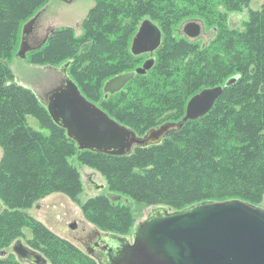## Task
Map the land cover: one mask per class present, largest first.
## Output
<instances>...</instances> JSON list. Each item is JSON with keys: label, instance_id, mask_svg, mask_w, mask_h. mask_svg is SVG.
<instances>
[{"label": "trees", "instance_id": "1", "mask_svg": "<svg viewBox=\"0 0 264 264\" xmlns=\"http://www.w3.org/2000/svg\"><path fill=\"white\" fill-rule=\"evenodd\" d=\"M49 1L0 0V57L10 52L23 24ZM251 1L93 0L79 35L72 27L55 28L43 46L28 53L37 65L71 60L68 74L81 94L98 99L106 80L142 64V56H133L129 47L139 23L149 18L162 32L153 67L120 92L106 99L103 93L99 106L139 136L161 123L179 121L188 100L200 90L224 88L206 115L186 121L160 144L136 148L128 156L78 151L34 92L17 84L11 70L0 64V201L5 207L0 247L22 237L27 228L28 245L49 264H94L77 246L25 215L52 193L76 198L84 188L79 167L86 164L101 172L109 193L121 201L98 195L85 204V213L115 233L128 234L133 216L120 202L171 210L203 201L258 203L264 194V0L260 9L248 10L240 29L226 22ZM194 19L212 29L209 42L175 33ZM230 78L235 81L224 86ZM39 107L46 123L33 128L28 119ZM82 156L101 161H83L76 169L72 158ZM0 264L20 262L3 259Z\"/></svg>", "mask_w": 264, "mask_h": 264}, {"label": "water", "instance_id": "2", "mask_svg": "<svg viewBox=\"0 0 264 264\" xmlns=\"http://www.w3.org/2000/svg\"><path fill=\"white\" fill-rule=\"evenodd\" d=\"M33 21L23 28L17 55L24 58L36 50L29 45L28 35ZM189 36L199 33V25H185ZM161 42V31L149 19L141 22L133 37L130 50L134 55L153 52ZM67 62L59 68L64 85L51 91L45 105L52 121L62 126L67 138L81 149L105 152L113 156H127L133 147L147 148L160 144L172 132L180 130L187 120H193L212 109L222 94V87L206 88L187 103L180 122L165 123L149 130L143 137L119 124L102 109L88 102L67 75ZM153 64L148 59L142 68L119 74L104 84V92L115 93L137 74H143ZM230 79L227 85L233 83ZM0 201V213L4 211ZM139 222L132 233L133 244L124 254L125 264H264V209L248 203L228 199L222 202H202L183 211L169 212L154 207ZM13 252L22 262L47 264L37 252L21 241L13 245Z\"/></svg>", "mask_w": 264, "mask_h": 264}, {"label": "rangeland", "instance_id": "3", "mask_svg": "<svg viewBox=\"0 0 264 264\" xmlns=\"http://www.w3.org/2000/svg\"><path fill=\"white\" fill-rule=\"evenodd\" d=\"M93 4H94L93 0H50L45 6V11L37 18L35 22V25H37L38 27V31H36V34L42 36L45 33V31L49 28L53 29L59 27H72L75 29L74 32L75 35L76 36L79 35L81 32L79 29L80 28L79 25L87 16L88 11L93 6ZM262 4H263V0H252L249 3V7L243 8V10L240 13H232L231 15L229 14L226 20L227 25L231 28L240 29L242 27L243 22L248 17L247 16L248 10L249 11L258 10L261 8ZM43 9L44 8H42L41 11ZM38 12H40V10H38L35 13V15ZM126 21H129V19H127ZM206 30L209 31V34L202 36L199 40L196 41H200L201 44L209 42L212 36V29L210 28L209 30L208 29ZM172 33L173 32H170L169 35ZM175 33L178 35V30L175 31ZM166 35L167 34L165 33V36ZM165 36L163 38L164 41H165ZM20 42H21V33L18 39L13 44V46L11 47L10 52L4 57H0V64L6 65L11 70V72L14 74L17 82L20 85L34 90L38 95L42 96L43 98V94L53 89L57 85V83H59V79L62 76L58 72H54L52 69L46 68V65H44V63L39 65L32 63L29 54H27L25 59H21L17 57V52L19 50ZM158 54L159 51L155 54V56H157ZM146 58L147 55H142V57L140 58V60H142V63ZM78 84L80 85V82H78ZM83 93L86 95L88 99L93 101L97 106L101 105L102 103L101 100H103V93L100 94L101 96L98 99H94V100L84 91ZM42 112L43 111L42 110L40 111V107H39L36 110V114H34L28 119V124L31 125L33 128H38L39 126H43V124L41 123H46V122L44 121V116ZM140 134L142 135L144 133H140ZM2 154H3V150L0 148V159L2 157ZM83 161H90L92 163V162H100L101 160L95 157H92L91 159L87 156H82L81 158H75V157L72 158V163L75 165V167ZM77 168L78 167H76V169ZM92 171H97L98 173L101 174V172L98 171L96 167H94V165L86 164L79 167V174L81 175V177L83 173L85 174L86 172V174H88L89 172ZM98 177L102 178L99 175ZM102 179L103 181H105L104 178ZM105 194L108 195L109 197L111 195L107 189L103 191V195ZM88 197L89 194L87 193V191L84 190L83 194L80 196V199L83 202ZM42 203H43L42 205L43 207L48 209L50 212H54V213L63 211V208H60V205H65L67 207V211L68 210L72 211V208L74 206L70 198L59 192H55L50 195H47L42 199ZM34 204L35 203H33V205ZM117 204H119V206L127 205L129 210H131L132 212L133 216L129 217V220L132 221L131 223H129V227H128L129 231L127 232L129 236L132 237V233L135 226L146 218L150 208H152V205L140 204L134 201H132L131 204L129 203L124 204L123 202ZM248 204L255 207L256 206L261 207L264 209V194H263V198L258 203H248ZM33 205L32 208L28 210V212L31 214L33 212H36V210L33 208ZM64 210L66 209L64 208ZM72 213L76 214L74 211H72ZM38 217L39 220H41L49 228L52 227L50 220L53 219L55 216H51V217L48 216V218H41L40 216ZM21 236L22 237L17 238V240L21 239L23 243L28 245L27 241L29 238H31V232L29 230L24 229V233L22 230ZM15 241L16 239H13L8 245L0 247V250L5 251L7 253V258L5 259L6 261H12V260L17 261L15 258L16 254L12 250L13 249L12 246L14 245ZM12 253H14L15 255Z\"/></svg>", "mask_w": 264, "mask_h": 264}, {"label": "flooded vegetation", "instance_id": "4", "mask_svg": "<svg viewBox=\"0 0 264 264\" xmlns=\"http://www.w3.org/2000/svg\"><path fill=\"white\" fill-rule=\"evenodd\" d=\"M186 23L188 22L182 24L178 29V34L183 37H186L185 33L183 32V28ZM198 24L200 25V33L195 39H192L195 41L199 40L202 36L209 34V31H207L205 28L203 30L204 26L202 25V23H198ZM51 30L52 29L49 28L46 30L47 32L45 31V33L42 36H39L36 34V31H38V27L37 25H34L31 33L27 36L28 37L27 41L29 42V45L31 47L36 48L44 39L46 40L48 38L49 34L52 33ZM148 58L149 56L145 60H147ZM49 69H52L54 72H56V70L53 68H49ZM61 76L62 77L59 79V83H57L55 87L53 86L54 87L53 89L63 84L64 77L63 75ZM15 82L19 84L16 78H15ZM27 89L33 91L34 94L37 96V98L43 101L46 99L49 92L51 91L50 90L49 92L44 93L42 98V96L38 95L34 90L30 88ZM88 174L84 175L83 180L85 182L84 190L87 191L89 197L86 198L83 202L81 201L80 196L83 194L84 191L83 190L82 192H79L77 194L76 198L70 199L74 205L72 211H74L76 214L72 213V211L69 210L67 211V207L65 205H60V208H63V211H59L57 213L50 212L48 209L42 206L43 205L42 200H39L33 205V208L36 210V212H33L32 214L29 213L28 210L30 208H28L25 211V215L41 223L43 222L39 220L38 216H40L41 218H48V216L50 217L55 216L53 219L50 220L52 227L49 228L47 225H45L44 223L43 224L59 237L77 246L80 249V252H83L85 255H87L89 258H91L94 261V264H125L124 254L126 252V249L128 248V245L133 242L132 237H130L129 234H123L120 232L115 233L110 231L109 229L100 228L93 221H91L87 217L88 215L85 213L84 210L85 204H87L92 197L103 195V191L107 189L104 183L102 184L105 187L100 189L101 182L98 181L100 179L96 178L97 176H94L95 178H93L92 175H88ZM106 196L109 198L108 195ZM64 208L66 210H64ZM24 229L27 230V228H23V233H24ZM18 240H20L23 243L21 239ZM18 240L16 239V241ZM23 244L28 248H30L31 250H33L29 245L25 243ZM0 258L2 260L3 259L5 260L7 258V253L1 250ZM15 258L18 261L17 256Z\"/></svg>", "mask_w": 264, "mask_h": 264}, {"label": "bare ground", "instance_id": "5", "mask_svg": "<svg viewBox=\"0 0 264 264\" xmlns=\"http://www.w3.org/2000/svg\"><path fill=\"white\" fill-rule=\"evenodd\" d=\"M45 11V7H44V9L41 11L40 10V12H38L35 16H33L29 21H27L26 23H24L23 24V27H22V30H21V39H22V32H23V28L26 26V25H28L31 21H33V26H32V28L34 27V25H35V22H36V20H37V18L43 13ZM145 19H149V18H145ZM145 19H143V20H145ZM142 20V21H143ZM150 20V19H149ZM141 21V22H142ZM151 21V20H150ZM189 21L190 22H194V23H196V24H198V23H202V21H200V20H188V21H186V22H188L189 23ZM141 22L139 23V25H138V28H137V31H136V33L134 34V36L137 34V32H138V29H139V26H140V24H141ZM151 22H153V21H151ZM154 23V22H153ZM155 24V23H154ZM184 24V23H183ZM187 24V23H186ZM185 24V25H186ZM155 25H157V24H155ZM185 25H184V28H185ZM199 25V24H198ZM202 25L204 26V24L202 23ZM158 27V26H157ZM159 28V27H158ZM183 28V32L185 33V35H186V37L188 38V39H195L198 35H199V33H200V25H199V33H198V35H196V36H194V37H192V36H189L186 32H185V29ZM204 28L205 27H203V30H204ZM55 28H53L52 30H51V32L54 30ZM159 30H160V28H159ZM161 31V30H160ZM133 39V38H132ZM47 40V39H46ZM46 40L44 39L37 47H36V50L37 49H39L41 46H43L45 43H46ZM132 42V41H131ZM21 43V42H20ZM161 43H162V32H161V42H160V45H159V47L161 46ZM131 46V45H130ZM20 47V46H19ZM159 47L158 48H156L152 53L151 52H146V53H142V54H138V55H134L132 52H131V50H130V47H129V50H130V53L133 55V56H135V57H138V56H142V55H148L149 56V58L148 59H153V64H152V66L149 68V69H146L145 70V72L143 73V74H137L136 76H139V75H145L152 67H153V65H154V63H155V58H154V55H155V53H156V51L159 49ZM33 51H35V50H33ZM30 52H32V51H30ZM30 52H28V53H30ZM27 53V54H28ZM27 54H26V56H27ZM26 56L24 57V58H21V57H19L18 55H17V57H19V58H21V59H25L26 58ZM147 56V57H148ZM147 59V60H148ZM67 62H70V64L68 65V67H67V75L69 76V74H68V68L70 67V65H71V60H67L66 62H64V63H62V64H59V65H57V66H50V65H46V68H53V69H55L56 70V72H60V74L61 75H63V73L59 70V68L61 67V66H63L64 64H66ZM146 62V60H144L143 61V63L139 66V67H137V68H142L143 67V65H144V63ZM137 68H135V69H137ZM134 69V70H135ZM130 72V71H129ZM124 73H126V72H124ZM122 74V73H121ZM117 76V75H116ZM135 76V77H136ZM63 77H64V75H63ZM70 77V76H69ZM115 77V76H114ZM71 78V77H70ZM113 78V77H112ZM112 78H110V79H112ZM110 79H108V80H110ZM230 79H234V81H235V78H230ZM229 79V80H230ZM64 80H65V78L63 79V84L61 85V86H59V87H62L63 85H64ZM71 80L73 81V79L71 78ZM132 80V79H131ZM229 80H227V82L229 81ZM107 81V80H106ZM106 81L104 82V84L106 83ZM233 81V82H234ZM74 82V81H73ZM129 82V81H128ZM127 82V83H128ZM227 82H226V84L224 85V86H229V85H231V84H229V85H227ZM75 83V82H74ZM126 83V84H127ZM104 84H103V87H102V92L104 93V98L106 97H108L109 95H113V94H115V93H118V92H120L125 86H126V84H125V86L122 88V89H120L119 91H117V92H115V93H106V92H104ZM75 85H76V83H75ZM77 86V85H76ZM215 87H218V86H215ZM215 87H208V88H215ZM219 87H222V86H219ZM58 88V87H57ZM57 88H55V89H57ZM77 88H78V86H77ZM223 88V87H222ZM204 89H206V88H204ZM224 89V88H223ZM54 90V89H53ZM52 89H51V91H53ZM78 90H79V88H78ZM203 90V89H202ZM202 90H200V91H202ZM50 91V92H51ZM199 91V92H200ZM49 92V91H48ZM49 92V93H50ZM79 92H80V90H79ZM198 92V93H199ZM80 94H81V92H80ZM197 94V93H196ZM82 95V94H81ZM36 96V95H35ZM83 96V95H82ZM194 96V95H193ZM192 96V97H193ZM221 96V95H220ZM219 96V97H220ZM84 97V96H83ZM191 97V98H192ZM218 97V98H219ZM36 98H37V96H36ZM85 98V97H84ZM190 98V99H191ZM217 98V99H218ZM86 99V98H85ZM189 99V100H190ZM37 100L40 102V104L44 107V109L47 111V109H46V107H45V105H46V103H47V97H46V99L43 101V100H41V99H39V98H37ZM88 102H91V101H89L88 99H86ZM188 100V101H189ZM217 101V100H216ZM215 101V102H216ZM215 102H214V104H215ZM93 103V102H92ZM188 103V102H187ZM187 103H186V106H187ZM93 104H95V103H93ZM96 105V104H95ZM97 106V105H96ZM214 106V105H213ZM97 107H99V106H97ZM100 108V107H99ZM213 108V107H212ZM101 109V108H100ZM212 110V109H211ZM185 111H186V107H185ZM210 111V110H209ZM208 111V112H209ZM48 112V111H47ZM207 112V113H208ZM106 113V112H105ZM206 113V114H207ZM107 114V113H106ZM206 114H204V115H206ZM49 115V114H48ZM108 115V114H107ZM204 115H202V116H204ZM109 116V115H108ZM184 116H185V113H184ZM183 116V117H184ZM201 116V117H202ZM49 117L51 118V116L49 115ZM110 117V116H109ZM183 117L179 120V121H167V122H164V123H161V124H159V125H157V126H155V127H153V128H156V127H159V126H161V125H163V124H165V123H177V122H180L182 119H183ZM201 117H199V118H201ZM199 118H197V119H199ZM113 119V118H112ZM197 119H193V120H197ZM51 120H53L52 118H51ZM193 120H187V121H193ZM116 121V120H115ZM117 122V121H116ZM55 124V123H54ZM120 124V123H119ZM185 124V123H184ZM184 126V125H183ZM182 126V127H183ZM60 127H62V126H60ZM126 127V126H125ZM182 127L180 128V130L182 129ZM153 128H151V129H153ZM63 130H65L64 128H62ZM151 129H149V130H151ZM131 130V129H130ZM148 130V131H149ZM180 130H178V131H180ZM133 131V130H132ZM148 131H146L145 133H144V135L148 132ZM178 131H176V132H178ZM66 132V131H65ZM135 133V132H134ZM135 135L137 136V137H141V135L139 136V135H137L136 133H135ZM144 135H142V137L144 136ZM167 137V136H166ZM165 137V138H166ZM165 138H163V139H165ZM162 139V140H163ZM162 140H161V142H162ZM160 142V143H161ZM76 145V144H75ZM76 148H77V150L78 151H90V152H94V153H96V154H103V155H109V156H113V155H111V154H108V153H105V152H98V151H94V150H91V149H81V148H79L78 146H76ZM137 147L135 146V147H133V149H132V151H131V153L134 151V149H136ZM130 155V154H129ZM128 156V155H127ZM117 157H120V156H117ZM123 157V156H122ZM97 171H92L91 173H89L88 175H92V177L93 178H95L94 176H97L96 178H98V179H100V180H98V181H100L101 182V185H100V189H102V188H104L105 186H106V188H107V185H106V182L105 181H103V177L98 173V175L99 176H101L102 178H99L98 177V175H97ZM85 174H86V172H85ZM84 173L82 174V177H81V180H82V184H83V187L85 186V182H84V175H85ZM102 183H104L105 184V186H103V184ZM83 190H84V188H83ZM110 199L111 200H113V201H121V198L120 197H118V196H112V195H110ZM203 202H212V201H203ZM2 203V202H1ZM199 203H202V202H199ZM196 204H198V203H196ZM196 204H193V205H196ZM4 206V205H3ZM189 206H192V205H189ZM189 206H187V207H189ZM154 207H160V208H168L169 209V212H176V211H183V210H185L187 207H185V208H183V209H181V210H171L169 207H167V206H163V205H157V206H153L152 208H154ZM257 207V206H256ZM5 208V207H4ZM152 208H150V210H149V212H148V214H147V216L151 213V211L153 210ZM5 210V209H4ZM2 213V212H1ZM146 216V217H147ZM18 241H20V240H18ZM17 242V241H16ZM133 244V242L131 243V245ZM33 251V250H32ZM38 253V252H37ZM41 255V254H40ZM42 256V255H41ZM43 257V256H42ZM44 258V257H43ZM45 259V258H44ZM46 260V259H45ZM18 261L20 262V263H25V264H33V263H31V262H22V261H20L19 259H18ZM46 262H47V260H46ZM47 264H49L48 262H47Z\"/></svg>", "mask_w": 264, "mask_h": 264}]
</instances>
